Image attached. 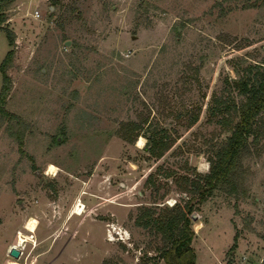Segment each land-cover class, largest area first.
I'll use <instances>...</instances> for the list:
<instances>
[{"label": "rangeland", "instance_id": "1", "mask_svg": "<svg viewBox=\"0 0 264 264\" xmlns=\"http://www.w3.org/2000/svg\"><path fill=\"white\" fill-rule=\"evenodd\" d=\"M0 4V62L10 49L1 29L14 39L0 118V264H166L168 242L135 219L187 201L193 264H264L263 116L233 186L218 183L201 203L191 186L230 135L224 105L243 100L234 81L264 65V0ZM154 135L168 146L160 158L147 151ZM78 200L84 211L71 215ZM107 229L128 239L109 241ZM17 231L30 238L15 259Z\"/></svg>", "mask_w": 264, "mask_h": 264}, {"label": "trees", "instance_id": "2", "mask_svg": "<svg viewBox=\"0 0 264 264\" xmlns=\"http://www.w3.org/2000/svg\"><path fill=\"white\" fill-rule=\"evenodd\" d=\"M2 21L3 17L0 15V22ZM1 30L5 34L10 49L0 62V118L8 115L3 109L10 89V79L6 74V69L10 65L14 53L12 32L8 29ZM234 82L237 93L243 100L238 104H232V106L224 105V113H226L224 121L230 131V135L215 153L214 158L210 160L208 173L201 175L202 183L191 181L193 191H198V203L203 202L218 183L227 182L233 186L231 182L232 176L244 141L253 132L256 117L261 115L264 118V65L249 64L246 66L244 73L238 76ZM234 115L237 116V120L227 126ZM148 141L147 151L154 157L160 158L163 152L168 149L166 143L162 141V136L156 137L154 135L149 137ZM192 208L193 205L190 201L185 202L183 205L174 204L170 207L169 212L162 215L159 219L149 218L151 212L145 208L142 216L146 217V220H142V216L135 219L136 225L142 227L152 225L163 241L168 242V245L161 250L159 256L166 264H193L195 259V254L191 247L193 231L189 222V214Z\"/></svg>", "mask_w": 264, "mask_h": 264}, {"label": "bare ground", "instance_id": "3", "mask_svg": "<svg viewBox=\"0 0 264 264\" xmlns=\"http://www.w3.org/2000/svg\"><path fill=\"white\" fill-rule=\"evenodd\" d=\"M142 144H143V138L140 137L137 140V146H141ZM202 169H204V167ZM56 171H57V168L54 165L49 164L47 167L46 173L54 175L56 173ZM83 211H84V205L81 203V201L78 200L72 206L71 213L76 214V215H81L83 213ZM36 223H37L36 220L34 218L30 217L26 220L25 225H24V229L30 233H33L35 230V227L37 225ZM29 238L30 237L28 235H24L20 231H18V235L16 236V241L14 244L15 248H17L18 250L23 249L25 242ZM110 240H112V238H110ZM4 264H17V263L15 261L8 260V261L4 262Z\"/></svg>", "mask_w": 264, "mask_h": 264}, {"label": "built area", "instance_id": "4", "mask_svg": "<svg viewBox=\"0 0 264 264\" xmlns=\"http://www.w3.org/2000/svg\"><path fill=\"white\" fill-rule=\"evenodd\" d=\"M34 15L38 16V12L35 11ZM110 229L113 230V227H111V225H110ZM110 229H107V231H106V239L107 240L111 241L110 238H112L114 240L115 238H114L113 234L116 236V239L121 241L122 243H124V241L128 239V237L126 236L127 233L125 231H121V230L115 231L112 235L111 234L109 235ZM118 232H121V233H118ZM17 235H18V231L16 232V236ZM10 247H15V246H14V244H11L9 246V248ZM21 252H22V249L19 250V255L21 254Z\"/></svg>", "mask_w": 264, "mask_h": 264}, {"label": "water", "instance_id": "5", "mask_svg": "<svg viewBox=\"0 0 264 264\" xmlns=\"http://www.w3.org/2000/svg\"><path fill=\"white\" fill-rule=\"evenodd\" d=\"M8 255L16 259L19 257V250H17L15 247H10L8 250Z\"/></svg>", "mask_w": 264, "mask_h": 264}, {"label": "clouds", "instance_id": "6", "mask_svg": "<svg viewBox=\"0 0 264 264\" xmlns=\"http://www.w3.org/2000/svg\"><path fill=\"white\" fill-rule=\"evenodd\" d=\"M210 168V165L209 164H205L204 165V170H207V169H209Z\"/></svg>", "mask_w": 264, "mask_h": 264}, {"label": "crops", "instance_id": "7", "mask_svg": "<svg viewBox=\"0 0 264 264\" xmlns=\"http://www.w3.org/2000/svg\"><path fill=\"white\" fill-rule=\"evenodd\" d=\"M82 203V202H81ZM71 215H76V214H73V213H71ZM79 216V215H78ZM52 263H54V261H52Z\"/></svg>", "mask_w": 264, "mask_h": 264}]
</instances>
